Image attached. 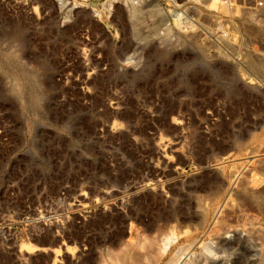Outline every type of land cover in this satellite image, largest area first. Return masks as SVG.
<instances>
[{
  "label": "rangeland",
  "instance_id": "rangeland-1",
  "mask_svg": "<svg viewBox=\"0 0 264 264\" xmlns=\"http://www.w3.org/2000/svg\"><path fill=\"white\" fill-rule=\"evenodd\" d=\"M108 1L0 0V264H264V0Z\"/></svg>",
  "mask_w": 264,
  "mask_h": 264
},
{
  "label": "clouds",
  "instance_id": "clouds-1",
  "mask_svg": "<svg viewBox=\"0 0 264 264\" xmlns=\"http://www.w3.org/2000/svg\"><path fill=\"white\" fill-rule=\"evenodd\" d=\"M26 47V38L24 31L20 29H14L7 35L0 37V62L5 59V54L8 52H15V57H8V62L16 69H19L20 65L17 61H24V51ZM25 62V66L30 62ZM31 76L40 82L43 87V75L45 73V66L42 64H35L30 67Z\"/></svg>",
  "mask_w": 264,
  "mask_h": 264
},
{
  "label": "built area",
  "instance_id": "built-area-1",
  "mask_svg": "<svg viewBox=\"0 0 264 264\" xmlns=\"http://www.w3.org/2000/svg\"><path fill=\"white\" fill-rule=\"evenodd\" d=\"M142 0H131L130 3L137 5ZM168 4L174 8V14L175 18H173V21L175 20L178 24H183L184 27H186L187 24H190L191 21H189V14L188 11L186 10L185 4H178L176 0H168ZM191 18V17H190ZM203 34L205 35L206 33L210 34L211 31L209 27L203 26Z\"/></svg>",
  "mask_w": 264,
  "mask_h": 264
},
{
  "label": "bare ground",
  "instance_id": "bare-ground-1",
  "mask_svg": "<svg viewBox=\"0 0 264 264\" xmlns=\"http://www.w3.org/2000/svg\"><path fill=\"white\" fill-rule=\"evenodd\" d=\"M114 1H116V0H110V1L106 2V3L104 4V6H105L106 8H110V7H112ZM27 244H28V243H27ZM28 245H31L32 247L34 246V244H31V243H29Z\"/></svg>",
  "mask_w": 264,
  "mask_h": 264
}]
</instances>
